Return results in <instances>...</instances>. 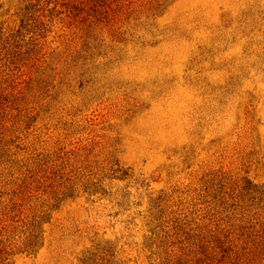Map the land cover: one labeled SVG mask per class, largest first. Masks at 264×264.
<instances>
[{"label": "rangeland", "instance_id": "obj_1", "mask_svg": "<svg viewBox=\"0 0 264 264\" xmlns=\"http://www.w3.org/2000/svg\"><path fill=\"white\" fill-rule=\"evenodd\" d=\"M0 264H264V0H0Z\"/></svg>", "mask_w": 264, "mask_h": 264}]
</instances>
